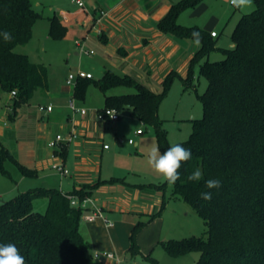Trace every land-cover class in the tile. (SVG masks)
I'll return each instance as SVG.
<instances>
[{
  "label": "trees",
  "instance_id": "1",
  "mask_svg": "<svg viewBox=\"0 0 264 264\" xmlns=\"http://www.w3.org/2000/svg\"><path fill=\"white\" fill-rule=\"evenodd\" d=\"M201 1L181 0L158 23L161 32L179 38L194 40L192 33H201L200 49L191 59L185 78L170 73L162 83V90L156 93L130 76L107 70L97 80L78 78L74 96L85 100L88 87L95 85L105 96L103 110L111 109L119 114L127 110L143 124L153 127L163 153L172 145L167 142L158 112L174 77L180 78L184 92L197 94L196 80L205 78L208 86L198 95L203 117L193 121L189 139L177 143L191 150L192 159L182 164L181 179L173 188L175 195L202 218L208 229L207 237L170 240L161 245L173 256L199 252L198 264H264V0H253L255 9L242 15L232 34L233 47L229 49L218 48L207 31L178 23L182 11L196 7ZM42 18L33 0H0V98L3 93L16 92L13 113L28 104L38 90L48 87L47 68L32 62L27 54L16 52L18 47L32 41L33 27ZM49 22V37L62 40L66 28L57 17L49 18ZM5 31L11 34V40L5 41ZM216 49L222 51L224 58L212 62L209 56ZM118 87L134 91L109 94ZM65 148L61 149V157ZM7 163L25 177L36 175L34 170L19 163L0 141V173L10 177ZM196 167L201 169L203 179L187 181ZM208 179H219L221 186L208 189L205 185ZM124 183L123 179L113 178L71 193L42 186L1 201L0 245L15 244L25 264H90L91 247L80 232L87 210L73 206L71 199L76 197L82 202L102 184ZM166 184L147 187L162 190ZM209 191L211 199L205 201L201 193ZM41 198L48 201L45 213L33 209V203ZM157 216H151L149 221ZM146 224L138 222L132 230L128 253L133 257L142 255L137 236ZM143 257L157 264L152 253Z\"/></svg>",
  "mask_w": 264,
  "mask_h": 264
},
{
  "label": "crops",
  "instance_id": "2",
  "mask_svg": "<svg viewBox=\"0 0 264 264\" xmlns=\"http://www.w3.org/2000/svg\"><path fill=\"white\" fill-rule=\"evenodd\" d=\"M82 1L84 9L75 0H33L34 8L43 15L40 20L46 21L47 30L50 28L51 17H57L66 28L62 40H53L60 54L69 56L71 52L74 56H81L84 52H93L91 55L99 56L101 77L105 71L110 70L121 76H130L156 93L160 92L157 86L170 73L175 72L183 78L187 76L190 61L199 51L200 45L195 40L179 38L158 29L159 21L168 14L172 5L181 0ZM229 4L233 6L230 0ZM35 29L36 24L33 35ZM212 32L216 31L208 33ZM220 36L217 33V37L212 39L217 41ZM50 39L48 31L46 40ZM218 44L219 41L217 47ZM90 47L96 49V53L92 49L86 50ZM82 71L93 75L90 70ZM75 72L73 69L71 73ZM67 79L59 90L51 91L47 87L43 93L47 97L46 103L32 106L29 102L21 105L15 113L10 105L13 97L8 94L10 103L7 100L5 108H0V141L19 163L36 172L34 177H25L13 165L17 171L15 177L21 184L27 183L30 188L36 185L28 179H34L38 184L43 181L44 185L40 187L57 186L66 193L80 191L83 186L100 181L123 179L124 184H102L92 191L87 198L89 202L80 224V232L91 247L90 264H139L136 258L140 255L133 257L128 253L132 230L138 222H147L137 236V244L141 256H146L150 248L149 254L153 253L156 248L154 244L158 242L153 234L146 240V251L145 247L141 248L145 242V229L151 224L149 218L162 205L161 193L147 187L157 184L142 180L134 169L117 170L110 166V161L116 159V150H111L110 146L101 144V141H110L112 121H100L96 115L89 117L88 111L86 115L72 111L71 100H74L75 106L78 104L77 108L82 107V103L76 102L74 96L77 79L74 86L68 85ZM48 106L52 107L51 112L46 111ZM120 119L121 113L119 120L115 121L117 129L126 124L125 121L120 122ZM71 132H75L78 138L66 146L64 157H61V150L50 148L49 142L59 134L68 136ZM58 165H64L70 175L60 178L56 169ZM9 172L10 176L14 174ZM2 176L0 173V181ZM3 195L4 191L0 189V202ZM95 208L101 210L104 219L86 221L85 215ZM105 252L113 253L116 257H94L95 253Z\"/></svg>",
  "mask_w": 264,
  "mask_h": 264
},
{
  "label": "rangeland",
  "instance_id": "3",
  "mask_svg": "<svg viewBox=\"0 0 264 264\" xmlns=\"http://www.w3.org/2000/svg\"><path fill=\"white\" fill-rule=\"evenodd\" d=\"M254 9L253 0L250 6L237 7V9L230 6L229 0H202L196 7L182 11L177 21L180 25L186 27L196 26L208 32L216 31L221 35L220 39L216 41L217 43L219 41L218 47L229 49L233 45L232 34L238 21L244 13L252 12ZM48 31L46 21H37L31 43L27 47H18L16 52L29 55L32 62L41 63L47 68L48 88L51 91L54 89L59 90L73 69L77 72L90 70L95 79L101 77L100 71L102 70L98 65V55L84 52L81 56H74L69 52V56H64L58 52L56 41L46 40ZM90 49L96 53V49L91 47L86 50L89 51ZM223 58L224 55L219 49L214 50L209 56V60L212 62L220 61ZM195 71H197V68ZM196 83L198 94L193 91L184 92L182 81L179 77H174L168 95L159 108L158 115L162 120V128L170 145L187 141L193 130V121L203 117V107L198 95L206 90L208 82L205 78L199 77ZM157 88L161 91L162 84ZM133 91L131 88L118 87L109 91V94L122 95ZM44 92H46V89L38 90L30 104L34 106L36 103H46L47 97H44ZM103 95L95 85L91 84L88 87L85 100L76 99V102L82 103V107L78 108L87 110L89 117L95 116L97 112L105 108ZM7 100L10 103L8 94H1L0 108H5L8 104ZM128 112L125 110L121 113L120 122L125 121L126 124H122L120 127L118 125L119 128L117 129V122H110V141H101V144L106 143L111 147V150H116V159L110 161L112 162L110 166L117 170L134 169L142 180L149 183L157 185L166 183L163 177L153 171L147 160L150 148L153 145L159 146L154 128L130 117ZM139 129L143 130V135H135ZM130 139L134 140L133 145L129 144ZM6 167L14 174L12 173L13 175L10 177L2 176L0 181V189L4 191V195L1 196L2 201H9L30 189L44 185L43 181L38 184L34 179H28L29 182L36 185L31 186V188L27 183L21 184L15 177L17 174L15 167L11 163H7ZM60 178L64 177L60 174ZM159 191L163 202L154 214L159 216L151 220V224L145 229L143 235L145 242L141 250L145 247L146 251L148 243L146 240L153 234L157 237L156 241H158L154 244L156 248L152 253V257L157 261V264H198L199 252L191 251L183 255L173 256L162 247L161 243L170 240L181 241L190 237L206 238L208 229L204 221L188 204L175 195L172 184H166L165 188ZM47 205V199L41 198L35 201L33 209L35 212L45 213ZM150 251L151 248L145 254L148 255ZM136 262L139 264H154L152 260L141 255L137 256Z\"/></svg>",
  "mask_w": 264,
  "mask_h": 264
},
{
  "label": "clouds",
  "instance_id": "4",
  "mask_svg": "<svg viewBox=\"0 0 264 264\" xmlns=\"http://www.w3.org/2000/svg\"><path fill=\"white\" fill-rule=\"evenodd\" d=\"M251 2L252 0H231V4L235 7H247L251 5ZM3 36L5 41H9L12 38L11 34L7 31L3 33ZM192 36L195 43L199 46L202 40L201 33L194 31ZM191 159V150L181 144H174L163 151V153L159 146L153 145L147 154L148 164L153 171L172 185L181 179L179 170L182 164ZM202 179L203 174L199 167L194 168L187 176V181L190 182H199ZM205 185L208 189L219 188L221 181L219 179H208L205 181ZM211 196L210 191L201 193V198L205 201L210 200ZM0 264H25V259L20 254L16 245L9 243L0 245Z\"/></svg>",
  "mask_w": 264,
  "mask_h": 264
},
{
  "label": "built area",
  "instance_id": "5",
  "mask_svg": "<svg viewBox=\"0 0 264 264\" xmlns=\"http://www.w3.org/2000/svg\"><path fill=\"white\" fill-rule=\"evenodd\" d=\"M75 2L78 4V6L80 8H85V4L82 0H75ZM231 3V0H230ZM232 5V4H231ZM102 15H104V13L102 12ZM212 37H217V33L216 32H212L211 33ZM91 54H93V52H91ZM78 78H93L92 74L83 72V71H78L75 73H71L68 76L67 79V84L74 86V82L76 79ZM12 97L16 96V92H12L11 93ZM70 108L72 111L74 112H79L82 115H86L87 114V110L85 109H79L74 105V100H71L70 102ZM44 110V109H42ZM47 112H51L52 111V107L48 106L46 108ZM120 118V114L118 112H116L115 110H111V109H105L101 112H97L96 113V119L100 120V121H118ZM138 135L143 133V130H138L136 132ZM78 138V135L75 132H71L68 136H64V135H57L55 138H53L50 142H49V147L56 149V150H61L62 148H64V146L66 147L70 142L76 140ZM129 144H134V140L130 139L129 140ZM105 149L108 148L107 145L104 146ZM56 169L58 170V172L61 174L62 177H67L70 175V171L68 169H66V167L64 165H58L56 167ZM72 205L73 206H81L82 208H85L87 210V203L89 202L88 199H85L84 201L80 202L76 197L72 198ZM104 219V216L102 215L101 210L99 209H94L92 210L90 213L85 215V220L88 222H93L96 219ZM106 220V219H105ZM95 258H99V257H105L108 259H114L116 256L113 253H95L94 254Z\"/></svg>",
  "mask_w": 264,
  "mask_h": 264
}]
</instances>
